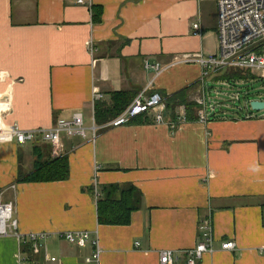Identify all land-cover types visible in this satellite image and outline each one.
I'll return each instance as SVG.
<instances>
[{"label": "crops", "instance_id": "obj_1", "mask_svg": "<svg viewBox=\"0 0 264 264\" xmlns=\"http://www.w3.org/2000/svg\"><path fill=\"white\" fill-rule=\"evenodd\" d=\"M94 7L102 10L100 21ZM200 19L202 33L194 35ZM218 51L217 0H0V121L50 129L81 113L86 128H98L95 140L91 132L86 140L63 138L65 181H21L36 163L55 160L49 143L0 144V202L13 204L20 233L50 235L48 261L41 254L40 264H161L162 251L186 264L209 213L215 252L199 264H264V112L229 115L217 107L201 123L202 68L182 62L186 54ZM146 61L164 68L153 93L165 104L196 86L188 100L199 106L197 119L173 129L157 123L154 111L144 124H97V103L145 90L152 77ZM96 90L103 98L94 102ZM110 185L143 194L128 226L99 223L100 191ZM66 232L97 238L99 260L88 263L96 248L68 244ZM227 242L236 248L223 250ZM20 254L16 238L0 237V264H21Z\"/></svg>", "mask_w": 264, "mask_h": 264}, {"label": "built area", "instance_id": "obj_2", "mask_svg": "<svg viewBox=\"0 0 264 264\" xmlns=\"http://www.w3.org/2000/svg\"><path fill=\"white\" fill-rule=\"evenodd\" d=\"M192 30L194 35H201L203 30L201 19L192 24ZM217 36L219 42L217 55L186 54L182 58L183 63H196L202 68L200 80L202 96L198 98L197 103L200 106L199 121L203 124L209 123V115L216 112L217 108L207 101V90L211 78L213 80L223 72L239 70L255 75L258 79L257 82L264 83V0H217ZM89 50L92 55L96 52L92 43L89 44ZM145 69L152 74L148 86L134 99L122 115L113 120L110 126H122L138 116L148 115L155 111L154 118L157 123H167L173 129H178L188 120L186 107L177 108L175 120L167 122L170 112L167 111L164 99L161 95L153 93L155 80L164 68L159 63L146 61ZM102 98L101 93L96 90L94 102L100 101ZM251 102L247 100L245 107L247 115L253 112ZM90 132L92 140H95L98 132L97 126L93 124L91 129L86 128L81 113H76L71 120H58L50 129L25 131L18 126H6L0 121V144L25 145L42 140L51 145L53 155L57 158L62 155L64 137H80L86 140ZM14 212L12 203L0 202V237H14L19 241L21 264H40L38 261H32L23 252V246L28 244L31 246L34 256L43 254L45 261H48L46 241L50 235L47 233H20ZM199 231V243L194 249L186 252V264H199L206 254L215 252L213 215L211 213L200 219ZM61 237L68 244L79 248H85L91 243L96 251L86 261L92 263L99 260L98 239L92 238L90 233L66 232ZM138 246L139 244H137ZM222 248L223 250H234L236 245L233 242H227L223 244ZM51 261L54 262L56 259L52 258ZM161 264L181 263L178 262L173 251H162Z\"/></svg>", "mask_w": 264, "mask_h": 264}, {"label": "trees", "instance_id": "obj_3", "mask_svg": "<svg viewBox=\"0 0 264 264\" xmlns=\"http://www.w3.org/2000/svg\"><path fill=\"white\" fill-rule=\"evenodd\" d=\"M94 20H101L102 10L101 8L94 7ZM99 11L97 14L96 12ZM97 15L99 17H97ZM249 73L242 71H227L216 76L215 80H239L249 77ZM192 85L178 94L167 98L166 105L167 111H173L180 105H185L187 108L188 120L197 119V111L199 106L188 100V91L195 88ZM135 96L131 93H115L112 95V101L110 105L105 103H97L95 106V121L97 124L103 125L110 123L122 115L130 104L134 101ZM147 115H141L130 122L133 124H144L147 122ZM41 167V168H40ZM46 170L45 174L42 171ZM70 176L69 162L66 156H60L55 158L51 163L46 165L36 163V171L30 176L21 179L22 182H54L65 181ZM98 200V218L100 225L110 226H128L131 223L132 214L139 211L143 205V194L140 190L132 185L119 186L110 185L105 186L100 191ZM23 252L26 253L32 261H38L37 256H34L31 250V246H23Z\"/></svg>", "mask_w": 264, "mask_h": 264}, {"label": "rangeland", "instance_id": "obj_4", "mask_svg": "<svg viewBox=\"0 0 264 264\" xmlns=\"http://www.w3.org/2000/svg\"><path fill=\"white\" fill-rule=\"evenodd\" d=\"M257 81L255 75H249L246 79H235L234 81L214 80L207 90V101L209 104L213 103L212 105L223 109L227 114L234 115L239 110L245 109L247 100H264V83ZM244 112H246V109ZM263 112L264 110L261 111V113ZM252 113L257 112L253 111Z\"/></svg>", "mask_w": 264, "mask_h": 264}, {"label": "water", "instance_id": "obj_5", "mask_svg": "<svg viewBox=\"0 0 264 264\" xmlns=\"http://www.w3.org/2000/svg\"><path fill=\"white\" fill-rule=\"evenodd\" d=\"M251 109L254 112H261L262 110H264V101H258V100L252 101Z\"/></svg>", "mask_w": 264, "mask_h": 264}]
</instances>
